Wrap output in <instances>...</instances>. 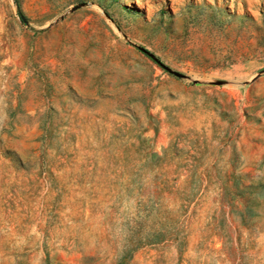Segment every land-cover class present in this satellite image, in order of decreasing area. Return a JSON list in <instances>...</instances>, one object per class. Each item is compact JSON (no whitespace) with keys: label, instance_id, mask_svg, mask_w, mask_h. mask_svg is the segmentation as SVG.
Instances as JSON below:
<instances>
[{"label":"rangeland","instance_id":"obj_1","mask_svg":"<svg viewBox=\"0 0 264 264\" xmlns=\"http://www.w3.org/2000/svg\"><path fill=\"white\" fill-rule=\"evenodd\" d=\"M0 264H264V0H0Z\"/></svg>","mask_w":264,"mask_h":264}]
</instances>
